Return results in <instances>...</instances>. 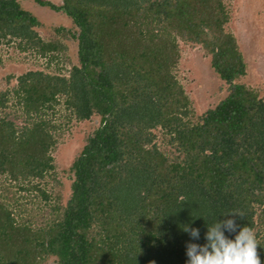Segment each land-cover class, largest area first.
<instances>
[{
	"label": "trees",
	"instance_id": "1",
	"mask_svg": "<svg viewBox=\"0 0 264 264\" xmlns=\"http://www.w3.org/2000/svg\"><path fill=\"white\" fill-rule=\"evenodd\" d=\"M23 1L0 0V46L66 58L59 39L39 37ZM32 1L71 20L73 29L55 31L76 42L77 63L67 74L7 77L15 82L0 92V177L9 183L0 184V264H186V244H205L207 228L234 211L255 229L264 264V99L239 83L246 65L223 1ZM178 41L209 55L227 85L196 121L174 75ZM60 110L98 119L71 164L65 206L44 187L56 180ZM157 130L172 149L156 144ZM30 194L41 215L27 207Z\"/></svg>",
	"mask_w": 264,
	"mask_h": 264
},
{
	"label": "rangeland",
	"instance_id": "2",
	"mask_svg": "<svg viewBox=\"0 0 264 264\" xmlns=\"http://www.w3.org/2000/svg\"><path fill=\"white\" fill-rule=\"evenodd\" d=\"M58 5L61 0H46ZM226 6L230 20L226 25V31L233 34L238 44L243 61L246 65V74L239 80L241 84L258 93L259 98L264 99V0H222ZM22 7L32 12L40 22L35 28L39 37L44 40L56 37L66 47L67 57H61L48 62L44 58L35 56L32 52L19 51L14 42L0 46V92L10 85L6 83L7 77L14 79L28 70H42L49 73L67 74L71 65L77 63V45L68 35L56 33V29H73L71 20L60 12H55L48 7H41L32 0L22 2ZM180 59L175 67L174 75L185 94L191 102L193 116L191 121L203 115L207 110L213 109L225 96L227 85L219 78L211 67V58L198 46H187L178 41ZM55 123L60 126L56 131L57 144L51 150L56 166V180H44V187L50 192L59 195V203L65 206L71 191L73 181L70 172L74 157L85 144L86 137L93 132L98 125V119L77 122L69 120L62 110L56 112ZM155 142L162 149L170 146L163 141L158 133ZM172 149V148H171ZM166 150V149H165ZM0 177V184L8 186L7 181ZM1 186V185H0ZM25 200L27 207L37 210L41 215L45 208L40 210L43 202L35 203L33 195H28ZM53 204V199L50 200ZM33 204V205H32ZM38 207V209H37ZM46 264H52L48 261Z\"/></svg>",
	"mask_w": 264,
	"mask_h": 264
},
{
	"label": "clouds",
	"instance_id": "3",
	"mask_svg": "<svg viewBox=\"0 0 264 264\" xmlns=\"http://www.w3.org/2000/svg\"><path fill=\"white\" fill-rule=\"evenodd\" d=\"M243 216L242 212H231L226 215L228 219L218 220L207 228L205 244L187 243L186 264H262L255 229L250 226L241 227L237 223V218L243 219ZM183 231L193 240L200 239L198 228L186 225ZM225 232L229 235L226 236ZM232 234H235L234 239L229 238Z\"/></svg>",
	"mask_w": 264,
	"mask_h": 264
}]
</instances>
